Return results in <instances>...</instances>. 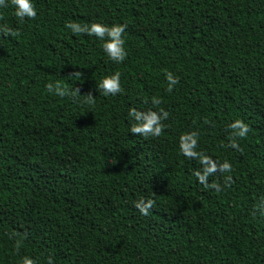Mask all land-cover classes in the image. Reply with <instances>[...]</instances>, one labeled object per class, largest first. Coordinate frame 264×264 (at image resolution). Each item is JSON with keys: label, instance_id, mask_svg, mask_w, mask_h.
Here are the masks:
<instances>
[{"label": "trees", "instance_id": "obj_1", "mask_svg": "<svg viewBox=\"0 0 264 264\" xmlns=\"http://www.w3.org/2000/svg\"><path fill=\"white\" fill-rule=\"evenodd\" d=\"M34 3L23 22L0 9L16 32L0 33V264H264V0ZM68 23L125 25V60ZM117 72L121 92L103 95ZM132 109L167 111L161 135L131 133Z\"/></svg>", "mask_w": 264, "mask_h": 264}, {"label": "clouds", "instance_id": "obj_2", "mask_svg": "<svg viewBox=\"0 0 264 264\" xmlns=\"http://www.w3.org/2000/svg\"><path fill=\"white\" fill-rule=\"evenodd\" d=\"M14 8V15L18 18L19 22H23L27 19H34L37 16V9L35 7L34 0H0V9L8 8L9 6ZM67 29H70L74 35L86 34L89 37H96L102 41V49L105 55L113 62L122 63L127 52L125 49V39L123 34L125 33V25L114 24L107 26L103 23H91L87 25H81L79 23H68L65 25ZM0 33L4 36H15L16 32L10 29L6 24L0 25ZM166 80L168 82L167 91L171 92L174 86L179 82L178 77L174 76L173 73L167 72ZM46 88L50 94H54L57 97L63 98L69 93V89L62 86L59 82L46 85ZM97 88L99 92L102 91L105 96H115L121 92L120 74L114 73L110 76L104 77L98 84ZM72 95H80L79 89L75 88L72 90ZM85 103H95V97L91 94L85 95ZM154 105L159 104L160 101L156 98L152 99ZM168 112L163 109L160 112L148 111L142 112L135 109L129 111V116L132 117L136 123L130 129L133 134H140L143 136L151 135L158 137L163 131L164 125L163 120L168 118ZM233 130L235 137L244 138L249 132V127L242 120L233 121L230 126ZM232 148L239 150V145L233 141L230 145ZM197 147V136L195 133H188L180 137L179 148L181 153L188 158H196L200 154L196 151ZM201 163L206 165L204 174L201 175L199 172L196 173L197 178L201 183L207 182V176L217 171L215 163H211L207 157L201 158ZM219 171L231 172L232 166L229 162L225 161L219 165ZM228 181H231V176L227 177ZM136 207L140 210L142 215H147L148 210L152 207L151 202L144 203L140 202L136 204ZM22 264H37V262L30 258L24 257ZM47 264H53L51 257L48 258Z\"/></svg>", "mask_w": 264, "mask_h": 264}]
</instances>
